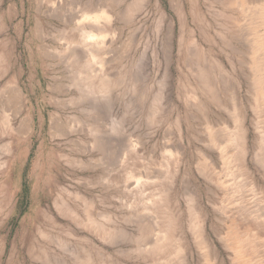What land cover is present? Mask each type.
Returning <instances> with one entry per match:
<instances>
[{"label": "rangeland", "instance_id": "1", "mask_svg": "<svg viewBox=\"0 0 264 264\" xmlns=\"http://www.w3.org/2000/svg\"><path fill=\"white\" fill-rule=\"evenodd\" d=\"M239 1L0 0V121L26 132L2 134L0 123V264L64 254L72 264L81 248L116 264H167L135 252L152 242L136 230L150 227L145 201L164 189L186 264H264V194L249 188L264 191V0ZM101 10L108 22L83 20ZM99 26L91 63L82 38ZM88 70L104 74L107 94L86 92Z\"/></svg>", "mask_w": 264, "mask_h": 264}, {"label": "bare ground", "instance_id": "2", "mask_svg": "<svg viewBox=\"0 0 264 264\" xmlns=\"http://www.w3.org/2000/svg\"><path fill=\"white\" fill-rule=\"evenodd\" d=\"M238 1L239 3H241L239 0H236ZM99 7V6H98ZM97 12V11H96ZM110 14V13H109ZM109 14L105 11V10H101V12H98V15H89V14H85L83 17V20L85 21H89V22H92L94 23L93 25L95 24H99V22L101 21H106L108 22L110 19L109 17ZM91 23V24H92ZM99 31L96 33H93V32H88L85 33L83 35L84 38H82L83 40H85L86 42H90L92 48H91V51L88 50V55H87V59H92V61L90 60L91 63H93V61L95 60V51H98V49L100 48V46H102L101 44L103 43V39H104V35H103V27L99 26L98 27ZM85 30V29H84ZM94 30V29H93ZM105 34V33H104ZM170 42V41H169ZM84 43V42H83ZM106 44V43H105ZM170 44V43H169ZM75 54V53H74ZM86 54V52H85ZM76 56V55H75ZM74 56V57H75ZM86 56V55H85ZM90 57V58H89ZM70 59V58H69ZM76 60V59H75ZM97 60V58H96ZM96 60L94 62H96ZM88 61V60H87ZM73 62V60H72ZM89 62V61H88ZM89 62V63H90ZM98 62V61H97ZM100 64V63H98ZM102 64V63H101ZM100 64V66H102ZM82 65V64H81ZM95 65V64H94ZM78 66V65H77ZM79 68V67H78ZM81 68V66H80ZM77 69V67H76ZM99 69V68H98ZM78 70V69H77ZM100 70V69H99ZM80 71V70H79ZM93 71V69H92ZM91 71L90 74H88L90 72V70L85 71L84 74H86L85 77H82L84 79L82 80H86V83H87V86H86V92H89V94L91 93L94 94V95H97L98 93H104L108 92L109 88H110V84H107L105 79H103L102 75H93V72ZM77 72V71H76ZM102 72V71H101ZM81 73V71H80ZM82 74V73H81ZM207 77V76H206ZM108 79V78H107ZM77 80V79H76ZM109 81V80H108ZM110 82V81H109ZM108 82V83H109ZM74 84V82H73ZM83 84V83H82ZM113 85V84H112ZM77 87H78V84H77ZM85 87V86H84ZM75 89H77L76 87H74ZM113 89V88H112ZM82 90H83V87H82ZM81 90V91H82ZM76 91V90H75ZM78 92V91H77ZM10 101H18L17 103L20 104V108H22V102L24 100V95L19 91L18 88L16 87H11L10 88ZM85 93V92H84ZM81 94V93H79ZM86 94V93H85ZM84 94V95H85ZM88 94V93H87ZM75 95V94H74ZM105 95V94H104ZM76 96H78V94H76ZM81 95H79L80 97ZM90 97V96H89ZM93 97V96H92ZM94 98V97H93ZM96 98V97H95ZM98 98V97H97ZM96 98V99H97ZM96 104V103H95ZM85 108V107H84ZM91 108V107H90ZM97 109V106L95 107ZM94 109V108H93ZM94 109V110H96ZM99 110V109H98ZM107 110V109H106ZM2 112V111H1ZM90 112V111H89ZM95 112V111H93ZM100 112V111H99ZM98 112V113H99ZM94 114V113H93ZM5 116V115H4ZM83 116H85V114H83ZM98 116V115H97ZM87 117V116H86ZM85 117V118H86ZM88 119V118H87ZM9 120V118L7 119ZM25 122H27V119L24 118L23 119ZM237 122V121H236ZM0 123H4L2 122V120L0 121ZM8 123H10L9 121L5 122L3 125L2 128H6L5 129V132H3L2 134H5L7 133L6 131H11L13 130V128L11 126L8 125ZM88 124V123H87ZM237 126H238V133H237V136H236V143H235V148L237 147L238 151H239V159H237L238 162H243L244 161V155L242 156V151L244 149V145H243V141H242V131L240 129V125L237 123ZM243 126V125H242ZM23 127L25 128V130H29L30 127H26V125H23ZM88 130L90 131V127L91 125H88ZM94 128V127H92ZM91 128V131H93ZM95 130V129H94ZM4 131V130H3ZM88 131V132H89ZM90 131V132H91ZM19 133V130H13L12 133ZM25 131H22L20 132L19 134H23ZM96 132V131H94ZM26 133V132H25ZM233 142V141H232ZM99 144V143H98ZM246 146V145H245ZM2 149V147L0 148ZM9 149V148H8ZM7 149V151H8ZM130 150V149H129ZM246 150V149H245ZM173 156V155H172ZM261 156V155H260ZM263 156V154H262ZM243 157V158H242ZM247 159V158H246ZM263 160V159H262ZM74 161V160H73ZM7 162V161H6ZM75 162V161H74ZM77 162V161H76ZM81 162V161H80ZM73 163V162H72ZM3 164H5V162H3ZM171 166V165H170ZM171 170V169H170ZM242 170V169H241ZM134 172V171H133ZM172 172V171H171ZM129 173V177H133V174L131 171L128 172ZM243 175L246 177V178H249V175L250 174H247V172L243 173ZM138 181H141L140 178L137 179ZM143 184L145 183V181L143 180L142 181ZM147 182V181H146ZM246 182V181H245ZM249 184L251 182H248ZM254 184V183H253ZM251 185V187H249L251 190H254V188H256V191L258 190L259 191V194H264V191L262 189H259L257 188L255 185ZM247 185V184H246ZM257 185V184H256ZM259 185V184H258ZM153 186V185H152ZM151 187V186H150ZM149 187V188H150ZM154 187V186H153ZM163 187V186H162ZM243 187V186H242ZM241 187V188H242ZM245 187V186H244ZM243 187V188H244ZM243 188L241 190H243ZM246 188V187H245ZM141 189V188H140ZM247 189V188H246ZM142 191H144V189H141ZM159 190L161 191V188H159ZM245 190V189H244ZM141 191V192H142ZM163 191V190H162ZM170 190L168 189H164L163 191V195L160 196L159 193L158 194H154L153 196H149L150 198L148 199L147 197V202L145 201V207H146V210H147V214L150 216V220L146 223L147 225L150 224L149 226L150 227H146L145 224L142 222L139 223L138 227L136 228V230L138 231L139 229V235H143V234H147V232H150L152 234V240H151V235L149 236L150 237V244L148 243V245H146V243L143 245L142 244H139L138 241H136L138 243V246L136 247L137 249L135 250V252H137V254H139L140 256H144L143 258H147V257H151L153 260H157L158 259V256L161 255V253L165 254V257L163 258L165 260V262L167 264H171V258H175L177 260V263L176 264H186V258L184 257V248L186 247L185 246V237L183 235L180 234L179 232V224L178 222L176 221L175 219V216L173 215V208H172V200L170 198V195H169V192ZM257 191V192H258ZM244 192V191H242ZM250 192V191H249ZM77 195V193H75ZM261 202L264 204V196H262V200ZM245 204V203H244ZM72 209V208H71ZM60 210H62L65 214H73V210L71 211L70 208L64 204V203H61L60 204ZM242 210V209H241ZM75 212V211H74ZM244 212V210H243ZM248 211H246L247 213ZM261 213V211H260ZM145 214V213H144ZM247 214H251V213H247ZM143 215V214H142ZM254 215V214H253ZM252 215V217H253ZM262 215V214H260ZM76 215H73L72 218H74L75 220H77V222L79 224H81L82 226H84L85 228L91 230L92 232H94L96 235H98L99 237L103 238V239H106L107 241H111V240H116L115 238L119 237L118 236V233H116V231L113 229H110V228H107L101 224H97L95 223L93 220H91L89 217L86 218V221H82L79 217H75ZM138 216V215H136ZM141 216V215H140ZM146 216V214H145ZM197 216V215H196ZM195 216V218H196ZM251 216V215H250ZM262 217V216H261ZM108 218V217H107ZM141 218V217H140ZM257 218V217H256ZM260 218V217H259ZM106 219V217H105ZM134 219V218H132ZM198 219V217H197ZM251 219V218H250ZM255 220V219H254ZM131 221V220H130ZM142 221V219H141ZM198 220H195L194 224H193V230H194V233L196 235V239H195V245L197 246H201L203 245V240H202V232L200 234V231H199V224L197 223ZM201 223V221H200ZM256 223V221H255ZM262 223V221H261ZM141 224V225H140ZM258 225V223H256ZM264 225V223H262ZM109 225V224H108ZM259 226V225H258ZM257 226V227H258ZM260 227V226H259ZM119 230V229H117ZM135 230V229H134ZM191 230V228H190ZM136 231V232H137ZM192 231V230H191ZM128 233V232H127ZM138 233V232H137ZM148 233V234H150ZM48 235V234H47ZM51 235V234H50ZM126 235V234H125ZM52 236V235H51ZM148 236V235H147ZM146 236V237H147ZM53 237V236H52ZM127 237V236H125ZM56 238V237H55ZM122 238V237H121ZM130 238V237H129ZM137 238V237H136ZM141 238V236H140ZM144 238V237H142ZM52 239L51 237L49 238V240ZM54 239V238H53ZM134 239V236L133 238ZM139 239V238H138ZM57 240V239H56ZM61 240L63 241L62 239H58V241ZM137 240V239H136ZM51 241V240H50ZM55 241V240H54ZM134 241V240H132ZM140 241V239H139ZM64 242V241H63ZM135 242V241H134ZM135 242V243H136ZM141 242H143V240H141ZM118 243V242H117ZM122 243V242H121ZM55 244H58V242L56 243L55 241ZM60 244V243H59ZM67 246V244L65 243L64 246ZM114 245V244H113ZM142 245V246H140ZM196 246V247H197ZM65 248V247H63ZM67 249V250H66ZM90 249V248H89ZM202 249V248H201ZM42 250V249H41ZM40 250V251H41ZM46 250V248H45ZM66 251H68V248L66 247L65 248ZM39 251V250H38ZM80 254L78 256V258H75L73 259V262L75 261L76 263L75 264H116V263H112L109 258H107L104 254H99V255H95L94 251L92 250V248L90 250L88 249H84V248H81L80 249ZM123 251V250H122ZM48 252V251H47ZM46 252V253H47ZM43 253V251H42ZM71 253V252H70ZM78 254V251L75 252ZM74 253V255H76ZM128 253V252H127ZM45 254V253H44ZM64 254V253H63ZM73 254V253H72ZM187 254V253H186ZM40 255V253H39ZM46 255V254H45ZM44 255V256H45ZM65 255V254H64ZM63 255V258L62 259V263H59L58 264H71V261L70 263L66 260V257H64ZM42 256V255H40ZM39 256V257H40ZM69 257V255H67ZM73 256V255H72ZM164 256V255H163ZM50 257V255H49ZM74 257V256H73ZM157 259H156V258ZM45 258V257H44ZM49 259V258H48ZM54 259V258H53ZM60 260V259H59ZM71 260V259H70ZM58 261V260H57ZM72 262V264H73ZM57 264V263H56ZM163 264V263H162Z\"/></svg>", "mask_w": 264, "mask_h": 264}]
</instances>
